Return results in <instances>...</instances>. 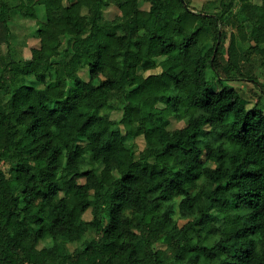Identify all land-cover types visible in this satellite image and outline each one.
<instances>
[{
	"label": "trees",
	"instance_id": "trees-1",
	"mask_svg": "<svg viewBox=\"0 0 264 264\" xmlns=\"http://www.w3.org/2000/svg\"><path fill=\"white\" fill-rule=\"evenodd\" d=\"M262 78L264 0H0V264H264Z\"/></svg>",
	"mask_w": 264,
	"mask_h": 264
},
{
	"label": "rangeland",
	"instance_id": "rangeland-1",
	"mask_svg": "<svg viewBox=\"0 0 264 264\" xmlns=\"http://www.w3.org/2000/svg\"><path fill=\"white\" fill-rule=\"evenodd\" d=\"M206 0H194L195 5L200 8L203 4V2ZM143 7L148 8L149 4L148 3H143ZM41 8L38 7V12L39 15L42 16L43 12L40 10ZM119 12L118 8L111 6V7H107L105 9V16L107 18H113L117 13ZM36 22L33 18H27V17H19V15L17 16V18L15 20L12 21V28L15 32V35L12 39V42L14 44H16L19 48H24L23 49V53L25 57H30L31 56V48L33 46H36L39 44V39L36 38L35 36H33V34H36ZM212 42L209 43V45H211ZM228 44V40H226L225 46H227ZM5 48V45H4ZM161 68L160 67H155L152 68L150 70L145 71L146 74L149 73H157L160 72ZM79 74L85 78L88 79L89 78V66H85L83 67L80 71ZM262 80H264V78H262ZM237 84L241 87L244 88L245 91H249L251 88H254L253 85L248 82V81H233V82H229V84ZM254 103L253 102H248V106L251 107ZM112 116L116 119H120V117L122 116V111L120 110H116L113 111ZM163 121V120H161ZM186 124V118H182V119H178L175 117H170L168 118V126L171 128H176V127H182ZM206 130H209V127H205ZM126 141L128 142V144H130L131 146H134L135 148H143L145 145V141L144 138L141 136L134 138L132 136H128L126 138ZM213 163V162H211ZM81 181H84V177L80 178ZM83 218L86 220H90L92 218V209L89 208L83 215ZM48 244H50V241L47 242ZM45 244V242L41 241L39 244V247H42ZM77 243H69L68 244V248L73 250L74 248H76Z\"/></svg>",
	"mask_w": 264,
	"mask_h": 264
}]
</instances>
